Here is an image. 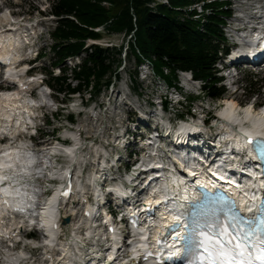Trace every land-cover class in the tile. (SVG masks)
Segmentation results:
<instances>
[{
    "label": "trees",
    "instance_id": "1",
    "mask_svg": "<svg viewBox=\"0 0 264 264\" xmlns=\"http://www.w3.org/2000/svg\"><path fill=\"white\" fill-rule=\"evenodd\" d=\"M150 1L51 0L49 15L54 17V25L49 33L51 44L48 51L53 58L51 66L58 67L61 75L53 76L50 71H45L50 88L63 96L88 89L97 94L101 85H107L111 77L118 78L115 68L119 64L116 57L120 49L84 48L85 40L101 37V33L93 29L102 26L107 34L132 32L123 57L127 61L132 59L134 66L147 62L154 77L168 86H175L177 71L189 72L201 83L204 96L220 99L224 90L217 84L213 64L219 59L218 51L224 42L218 26L229 14L227 9L219 8L226 3L206 5L209 14L199 24L184 11L192 2L190 0H166V5L156 4L149 8ZM103 3L108 4V8ZM221 50L223 54L227 52L226 47ZM80 53H84L81 64L69 71V77L75 81L71 86L62 62L64 58ZM128 77L131 84H135L134 70ZM250 79L246 81L247 88L258 83V80L252 78V82ZM68 119L72 120L70 116Z\"/></svg>",
    "mask_w": 264,
    "mask_h": 264
},
{
    "label": "bare ground",
    "instance_id": "2",
    "mask_svg": "<svg viewBox=\"0 0 264 264\" xmlns=\"http://www.w3.org/2000/svg\"><path fill=\"white\" fill-rule=\"evenodd\" d=\"M190 1L192 2L184 11L190 15L191 19L203 23L205 21L204 17L209 14V9L206 5L213 3L215 0ZM156 3L167 4L166 0H154L149 7H153ZM260 12H262L261 19L264 25V10ZM8 21H10L9 17L6 13H2L0 15V27H2V25L7 26ZM23 25L24 23H15L11 29H0V60L3 62L9 61L5 69V77L17 84V87L10 93L9 91L0 92V135L6 134L8 136H14L20 132V130L27 126V119L33 111L34 104L29 102L22 88L25 86V83H30L27 86H31V84L34 85L35 80H25L24 76H22L24 68H21L16 62L19 58V49L27 41ZM261 35L264 36L263 32L258 30L257 33L251 36L246 32H240L236 34L235 37L237 42L241 43L242 47L247 44L252 48L255 40ZM251 51L253 52V50ZM241 53H245V50L239 49L232 53L229 57L230 60L240 56ZM44 100H46L45 97L41 95L39 101ZM112 109L113 114L125 112V110L126 112H131L125 103H119L117 106L114 105ZM216 116L219 118V122L215 125L217 131L221 132V135L225 137L236 136L235 144L237 145H239L238 143L243 135L249 137L253 135L258 136V129H261V134L264 136V110L258 112L252 111L248 106L240 107L230 98L229 100H223ZM88 120L91 122L93 121L90 117ZM116 122H120V118L117 117ZM243 122H247L250 128L242 127L241 124ZM97 131L96 129V132ZM63 136L70 137L72 145L65 146L62 149L64 153L70 157V163L73 164L76 162L77 164L79 159V146L76 138L71 132H64ZM111 138L113 142L118 139L114 136ZM92 152L100 159L102 148L93 147ZM98 152H100V154ZM161 156H163V153ZM33 161L34 157L26 151L21 142L11 150L0 148V261L3 260V264H19V260L24 258L22 252L16 256L4 254L6 253L4 248L5 243L9 242L7 237H10L14 229L21 227V223L18 224V221L15 222L18 216L12 215L10 211L25 210V212L22 213L23 217L30 216V201L34 198L33 184L29 192L25 190L27 189L28 182H32L31 172ZM222 171H225V169H222ZM172 178H174V176H172L170 172L161 171L152 179L148 186L149 194L146 196V203L148 205L156 206L160 202V200L155 199L156 196L159 198L163 197V199L166 200L158 204V210H156V212H158V217L153 219L150 223V229L152 226L153 228L156 227L158 232L170 223H177L180 221L178 214L175 212L176 210L177 212L185 210L187 204L184 202L192 197L189 194L183 177L177 176L179 182L174 184V188L171 184ZM108 191L113 195L121 194L119 186L115 183L109 187ZM179 193H181V199H179ZM171 196H174L173 199ZM178 202L179 204H177ZM61 208L62 206L59 207V203L56 202L54 198H50L43 209L33 213L34 217H27L29 221L37 220L47 235L42 239V249L44 250L43 255L45 259L42 260L43 264H71V262L75 260L76 255L80 257L82 251L85 250L82 239H78L75 234L78 230L76 225L78 221L81 220L77 216L78 211L76 210V205L72 203L68 206V210ZM56 216L59 218L68 217L69 222L64 226L51 229L49 224L56 220ZM142 230L148 234L147 229ZM179 232H181V229H179ZM100 233L103 235V231ZM161 233H163V231ZM85 235L89 236L90 234L86 232ZM138 237L142 238L143 236ZM111 238L115 240L117 236L112 235ZM132 243H134V241ZM137 244L138 246L144 245L142 243ZM111 248L112 250L116 249L114 242L111 243ZM88 250L92 257L86 258V262L82 260V264H90L91 262L92 264H106L103 258L97 260L99 255L96 254V252H92V245Z\"/></svg>",
    "mask_w": 264,
    "mask_h": 264
},
{
    "label": "rangeland",
    "instance_id": "3",
    "mask_svg": "<svg viewBox=\"0 0 264 264\" xmlns=\"http://www.w3.org/2000/svg\"><path fill=\"white\" fill-rule=\"evenodd\" d=\"M14 2H16L17 5H12ZM50 5H51V0H0V11L4 7H8L9 11L10 10L15 11L19 15L18 18L21 19L22 24L23 23L26 24L27 22H28L27 24H33L35 17H36V12L39 13L42 11V15H43L42 22L43 23L38 28V31H40L42 35H41L40 41L38 42V46L39 48H41V51L43 52V54L37 64L38 67L40 65L42 67L40 69L35 68L32 71V73H30V75L32 76H34V74L36 73H42L44 75V72L48 70L47 66H49V63L51 61H53L52 55L48 51V46L51 44L49 33L52 31V27L54 25V20H51V17L49 16ZM103 33L104 35L101 36L103 37L102 39H109L114 36V34L107 35V33L105 32V29L103 30ZM112 42L115 45H119L121 43V41H118V40H113ZM83 56H84L83 54L80 55V57H83ZM116 58L119 59V64L115 68V71L118 75V79L114 81L116 85V90H118L119 93L122 92L123 96L121 95L119 97H124L126 100H130L129 102H131L130 103L131 107L134 108V109L130 108L132 118H137L139 116H137V114L134 113L133 111H136L137 107L145 109V100L149 99L148 95L162 93L164 89V85L162 82H159V84H157L156 79L150 74L145 79H143L144 73L136 74L135 84H131L128 74L133 72L132 59H129L128 61L125 59L124 60L125 63L123 65L120 60L122 58L121 55L119 54ZM143 67L146 68L147 66H143ZM56 73L57 71L55 70L54 75ZM65 74L67 75V78H68L69 71H66ZM252 75H255V76H252ZM235 77L237 78L236 86H238V89H236V91L234 92L232 91V88L225 90L223 96L220 99L211 100L207 98L206 96H203V94H201L199 97L193 98L192 96V98L189 97L187 98V100L188 101H194V100H199V99L202 100V103L208 106V109L211 111L212 113L211 117L217 114V112L220 109V106L222 105L223 100H229L230 98L234 100L240 107L252 105L253 108H255L256 106H259V107L264 106V70L259 71L258 68H253V70L250 72L241 71V73L237 74ZM250 77H251L250 80L252 82H253L252 78H254V80H258V83H256V85L252 87L247 88L248 86L246 85L247 84L246 81ZM67 81L69 82L70 79H68ZM226 82L227 81L224 82L225 85H226ZM45 83L47 84V86H49L48 83L46 82V78H45ZM69 83L71 84V86H74L75 84V82L73 81H70ZM240 85H242V88L239 87ZM128 88H130L132 91L134 90L133 94H135V96L132 93L128 95V91H127ZM193 89L196 90V88H193ZM110 93H111L110 90H104L100 88V91L97 95L93 96L91 92L89 93V96H91V98H88L87 92H84L82 95L79 94L80 95L79 97L81 98V103L83 106L85 107L88 106V108H92L93 102L97 104L98 103L101 104L103 102L104 96H108L110 95ZM76 97H77L76 94L72 96L73 99H77ZM54 99L57 102H59L60 105L64 107L60 112L56 114H51V115L46 114L45 116L46 127H43L40 130L41 135L38 138V141H36V145H49L48 141H43L44 140L43 136L48 135L51 130H53L54 133L56 132L55 137L56 135L58 136L62 134V131L69 130L68 129L69 127L64 126L65 125L64 121H65L67 113L69 112L67 109L68 106L66 103L71 102L72 100H70L71 99L70 97L63 98L62 94H58V96H54ZM112 103L114 102L112 101ZM68 108L73 109V107L71 106H69ZM175 109L177 111L176 112L177 114H174V117L180 118V116H178V113L182 112L183 106H181V108L176 107ZM112 111H113L112 107L108 109L107 107L106 109L100 107L99 111L96 113L97 120L95 122L94 121L91 122L90 120L87 121L88 117L86 116L84 112L82 116L79 115V116H75L72 118L74 120L73 122L76 125L75 126L76 129L79 128L78 126H81V125H83L81 126V129H84L85 125H88L87 130L89 133L85 134L83 132L81 134L83 135V137L98 136L96 137V140L98 142V140H100L102 137H105V136L108 137L109 133L112 132V130L109 127L111 126V124L114 123L113 117H109L110 115L109 113H111ZM119 113L122 114L121 112ZM168 116L169 117L172 116V112L169 111V113L165 114V117H168ZM217 123L212 122L211 125H214ZM96 129L98 130L97 132H96ZM100 131H101V134H100ZM24 250H26V248ZM13 254H16V253H13ZM36 257L39 258L41 256L39 253H36Z\"/></svg>",
    "mask_w": 264,
    "mask_h": 264
},
{
    "label": "snow or ice",
    "instance_id": "4",
    "mask_svg": "<svg viewBox=\"0 0 264 264\" xmlns=\"http://www.w3.org/2000/svg\"><path fill=\"white\" fill-rule=\"evenodd\" d=\"M256 148L264 157V144ZM224 202L222 215L195 224L186 236V264H264V206L247 218L234 201Z\"/></svg>",
    "mask_w": 264,
    "mask_h": 264
},
{
    "label": "water",
    "instance_id": "5",
    "mask_svg": "<svg viewBox=\"0 0 264 264\" xmlns=\"http://www.w3.org/2000/svg\"><path fill=\"white\" fill-rule=\"evenodd\" d=\"M64 223H66L67 222V219H64V221H63Z\"/></svg>",
    "mask_w": 264,
    "mask_h": 264
}]
</instances>
